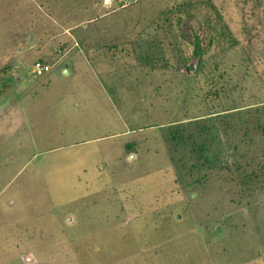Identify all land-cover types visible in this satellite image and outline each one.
Returning <instances> with one entry per match:
<instances>
[{"label":"rangeland","instance_id":"374dc122","mask_svg":"<svg viewBox=\"0 0 264 264\" xmlns=\"http://www.w3.org/2000/svg\"><path fill=\"white\" fill-rule=\"evenodd\" d=\"M263 123L264 0H0V264H264Z\"/></svg>","mask_w":264,"mask_h":264},{"label":"crops","instance_id":"0c3cea01","mask_svg":"<svg viewBox=\"0 0 264 264\" xmlns=\"http://www.w3.org/2000/svg\"><path fill=\"white\" fill-rule=\"evenodd\" d=\"M69 50L70 49L66 50L65 52H62L60 57L66 54ZM75 58H77V55ZM11 201L12 200L9 199V203H11ZM33 207H34L33 210L27 207L24 208L29 210V212H24V216H20V214H18L16 215V218H14V216L12 215L6 216L4 214L3 217L4 220L3 228L6 231L5 234L7 235V236L5 235V237L8 238V235H10L12 238H18L24 240L25 241L23 242L24 246L22 245L23 253H26V249L30 251L34 250L35 252H39V250L37 251L36 249L37 248L40 249L42 248V246L44 247L55 246L56 242L50 243V245L46 243V240L49 239L46 237L57 238V236L54 237L52 233L59 230V228H64L61 225L59 216L46 215L47 217H43L41 216L42 214L40 215V213L38 212L39 209L35 204L33 205ZM48 210L50 211V209ZM8 218H14L15 221H13V219L7 220ZM67 221L70 222L68 219ZM51 225H53V228H51L52 227ZM65 226H67V224ZM54 229L55 231H52ZM15 231H17V234H13V232ZM42 232H48V233L44 234Z\"/></svg>","mask_w":264,"mask_h":264},{"label":"trees","instance_id":"16d2710c","mask_svg":"<svg viewBox=\"0 0 264 264\" xmlns=\"http://www.w3.org/2000/svg\"><path fill=\"white\" fill-rule=\"evenodd\" d=\"M193 44H194V46H193L192 50H193L194 55L201 57V56H202V52H203V48L201 47V44H200V41H199V38H198L197 35H194ZM187 68H188V69H191V66L188 65ZM263 124H264V123H263ZM260 127H261V126H260ZM261 128H262V130L264 131V127L262 126ZM199 148H200V149H204V144L201 143V144L199 145ZM175 179H176V182H180L179 179H178L177 177H176ZM178 184H180V183H178ZM108 227H109V226H108Z\"/></svg>","mask_w":264,"mask_h":264},{"label":"built area","instance_id":"2783aa9c","mask_svg":"<svg viewBox=\"0 0 264 264\" xmlns=\"http://www.w3.org/2000/svg\"><path fill=\"white\" fill-rule=\"evenodd\" d=\"M49 64L42 61V60H35L33 63H32V71L35 73V74H41L47 70H49Z\"/></svg>","mask_w":264,"mask_h":264},{"label":"water","instance_id":"95a60500","mask_svg":"<svg viewBox=\"0 0 264 264\" xmlns=\"http://www.w3.org/2000/svg\"><path fill=\"white\" fill-rule=\"evenodd\" d=\"M190 66H191V65H190ZM67 72H68V70L65 71V73H67ZM177 216H179V215H177Z\"/></svg>","mask_w":264,"mask_h":264}]
</instances>
